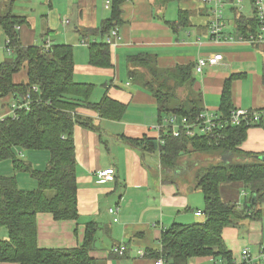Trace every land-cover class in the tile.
Wrapping results in <instances>:
<instances>
[{
	"label": "crops",
	"instance_id": "obj_1",
	"mask_svg": "<svg viewBox=\"0 0 264 264\" xmlns=\"http://www.w3.org/2000/svg\"><path fill=\"white\" fill-rule=\"evenodd\" d=\"M243 2L245 0H223L213 9V0L171 2L164 7L154 6L152 0H128L121 7L119 39H113L114 43L110 45L113 65L109 68L88 63V41L100 38H86L80 34L82 38H79L76 55L73 47L75 81L93 85L90 101L97 102L107 94L125 104L126 108L120 120L101 118L91 109H76V114L88 118L92 126L75 125L73 130L78 219L55 220L50 213H38L36 229L39 247L72 248L81 245L86 224L93 222L97 224V231L90 255L97 259L98 264H158L157 259L149 257L148 251L160 249L158 239L164 228L173 222L189 224L204 219L203 196L191 174L198 157L183 154L176 167L164 169L158 150L149 152L133 143L145 138L159 139L158 127L163 118L158 115L155 97L128 79L126 57L139 51H150L156 55L159 67L171 68L188 64L195 67L199 58L222 54L216 64L207 65L201 74L196 73L193 67L194 82L186 84L182 94L194 95L198 92L203 108L201 113L219 116L221 93L229 79L233 108L263 110L264 32L260 24L256 38L250 36L245 39L237 33L234 14L238 11L252 15L251 5H244ZM66 3L61 6L47 0V13L41 11L40 14V44L36 40L37 16L35 18L32 14V0H0V15L11 7L15 14L26 17V22L17 28L23 45H41L47 41L49 44H69L62 38L70 31L65 28L79 34L80 29L94 28L109 16L105 11L106 3H100V0H66ZM262 7L264 11V0ZM179 8L189 11V24L173 30L165 21H176ZM68 15L72 17L73 24ZM216 22L221 27L217 37L211 33ZM57 27L67 30L59 38ZM6 42L0 24V62L7 53L4 50ZM16 74L13 76L15 82L26 80V71L21 81L15 80ZM13 102L11 95L0 98V117L12 115ZM246 134L241 149L256 153L259 155L257 158L263 160L264 125H250ZM29 154L30 158L25 159L40 169L49 158L46 151H29ZM109 167L114 169L113 178L99 181L96 172ZM0 173L16 175L20 188L34 189L37 186L28 174L27 178H19L22 172L15 173L9 160L0 162ZM221 191L224 201L236 203L240 208L245 206L248 210L246 200L250 193L240 184H224ZM194 194L201 199L196 200ZM254 198L252 204L255 203ZM109 207H116L117 214L108 213ZM258 208V219L245 218L239 224L222 230V237L235 264H242L240 253L243 249L247 248L252 256L264 249V203ZM196 211L202 214L196 215ZM115 217L117 220H114ZM0 229V238L7 240V230L4 227ZM120 244L125 246L124 254H111V247ZM187 264H222V260L200 256L188 259Z\"/></svg>",
	"mask_w": 264,
	"mask_h": 264
},
{
	"label": "trees",
	"instance_id": "obj_2",
	"mask_svg": "<svg viewBox=\"0 0 264 264\" xmlns=\"http://www.w3.org/2000/svg\"><path fill=\"white\" fill-rule=\"evenodd\" d=\"M128 0H109V16L94 28L79 30L82 37L98 36L88 41V63L101 68L111 67L110 45L106 41L113 28L122 24V5ZM187 0H152L154 6L164 7L171 2ZM248 1L252 15L237 11L234 25L243 38H256L260 23L255 0ZM11 5V3H10ZM231 9L236 10L235 7ZM236 12V11H235ZM176 21H165L173 30L189 24L188 10L178 9ZM26 17L7 7L0 15V24L6 36L8 57L0 62V98L11 95L16 103L29 105L18 110L16 116L0 120V162L9 160L15 173H26L36 181V188L23 189L16 175L0 173V227L7 230L8 239L0 238V262L17 264H98L90 255L96 238L97 224H86L81 245L72 248H41L37 245L36 216L50 213L55 220H77V182L75 172V125L92 128L89 119L76 114L77 108L95 111L99 117L120 120L125 104L104 94L99 101H90L93 85L74 79L73 46L70 44L23 45L17 27ZM128 79L151 93L157 103L158 115L186 117L194 121L203 111L198 92L182 94L186 84L192 85L194 65H176L161 68L156 55L139 51L126 57ZM26 69V80L15 82L13 76ZM264 86V60L262 63ZM36 88V89H33ZM230 83L226 80L221 93L219 116L228 118L233 110ZM259 111H264L259 110ZM161 118V119H162ZM208 133L160 139L145 138L133 143L146 151L158 150L164 169L176 167L183 154L202 155L205 160L194 161L191 174L204 201V219L189 224L172 223L163 229L158 239L159 250H149V257L161 259L162 264H187L188 259L213 256L222 264H235L222 237V230L235 226L245 218H259L264 203V159L241 149L249 128L245 123L224 124ZM259 125H264L259 122ZM46 151V165L40 169L21 152ZM262 155V154H260ZM264 155V154H263ZM237 183L250 193L246 200L248 210L222 198L224 184ZM255 203L252 204V197ZM202 213V212H201ZM249 251V250H248ZM114 255V254H113Z\"/></svg>",
	"mask_w": 264,
	"mask_h": 264
},
{
	"label": "built area",
	"instance_id": "obj_3",
	"mask_svg": "<svg viewBox=\"0 0 264 264\" xmlns=\"http://www.w3.org/2000/svg\"><path fill=\"white\" fill-rule=\"evenodd\" d=\"M215 2V7L219 6L223 0H213ZM256 6H257V12L258 17L261 24V30L264 32V11L262 7L263 0H255ZM108 4V3H107ZM106 4V5H107ZM216 11L218 8L215 9ZM18 28V27H17ZM220 24L217 22L212 25L211 33L215 35L216 37L219 35L220 32ZM113 39H119V31L118 28H113L110 31V34L107 36L106 41L109 45H112L114 43ZM259 39H262L260 37ZM7 52L10 51V49H6ZM222 54H216L214 56H210L207 59L205 58H199L195 64L194 70L196 73L201 74L203 69L207 65H214L218 62L219 59H221ZM36 89V88H33ZM30 99L29 95L26 96V101L24 103H16L13 102L11 106V112L13 116H16L15 114L18 112V110L22 108H28ZM3 117H0V120ZM224 121V124H230V125H238L241 123H245L246 125H253V124H259V122H262L264 124V111H247L243 110L241 108H234L228 118H221L220 116H214L213 114L209 113H200L196 120L189 121L184 116L179 115H169L162 119L160 127H158L159 130V139L162 141L161 137L163 135H172L174 137H178L181 134H184L186 136H194L195 134H202V133H208L212 131L215 127H221L222 122ZM114 175V169L112 167L105 168V169H99L96 172V177L99 179V181H106L109 179H112ZM108 213L112 215L117 214V208L116 207H109L107 209ZM196 215H201L202 213L200 211L195 212ZM114 220H117L115 217ZM110 251L112 253L117 254H123L125 252V246L120 245H114L111 247ZM241 255V263L242 264H264V249L261 248L259 253L255 256H252L247 248L243 249L240 253ZM158 264H162V260H158Z\"/></svg>",
	"mask_w": 264,
	"mask_h": 264
},
{
	"label": "rangeland",
	"instance_id": "obj_4",
	"mask_svg": "<svg viewBox=\"0 0 264 264\" xmlns=\"http://www.w3.org/2000/svg\"><path fill=\"white\" fill-rule=\"evenodd\" d=\"M105 1H107V2H105ZM51 2L52 3H54V4H56V5H58V4H61V6H63L64 4H67L66 3V0H51ZM109 3V0H100V3ZM175 3V2H174ZM244 3V5H247V6H250V3L248 2V1H245V2H243ZM106 4H105V8H107L106 7ZM171 5H173V4H171ZM108 6V5H107ZM214 7H215V3H212V5H211V8H213L214 9ZM32 8H33V10H34V12L32 13L33 14V16H35V18H36V16H37V18H36V20H37V25H36V27H35V33H36V40H37V42H38V44H40L41 43V37H40V33H41V27H40V14L42 13L41 11H43L44 13H47V9H48V6H47V0H32ZM220 9H221V11H222V6L220 7ZM228 9H229V11H230V8L228 7ZM106 13L107 14H109V9L107 8L106 10ZM243 12H244V10H243ZM69 16V15H68ZM69 19H70V21H71V24H73V22H72V17H70L69 16ZM73 25H71V27H72ZM57 29H58V33H57V37L59 38V36H60V34L62 33V32H64V31H67V30H70V31H67V34H63L62 35V38L63 39H65V40H67L68 41V43L69 44H72L73 45V47H74V52H75V55L77 54V46H78V43L80 42L79 41V38L81 39L82 37L80 36V33L78 34L77 32H75V31H73L72 29H70V28H65V29H67V30H61V27L60 28H58L57 27ZM61 40V39H60ZM6 57H8V53H6V55H5V58ZM25 71H26V69H22L19 73H17L16 74V76H15V80L16 81H21V80H24V78H25ZM23 154H24V156L25 157H23ZM21 158H23V159H25V158H30V156H31V154H29V152H26V151H23L21 154ZM197 160L199 161V162H202V161H204L205 160V158L202 156V155H199L198 156V158H197ZM45 165V164H44ZM21 177H28V175L26 174V173H21V176L19 177V178H21ZM26 189H28L27 187H25ZM195 195V199L196 200H198V199H201L200 198V196L198 195V194H194ZM0 235H1V229H0ZM231 235V232L228 234V236H230ZM111 252V251H110ZM140 253V252H139ZM111 254H114V255H116V256H120V255H123V254H117V253H112L111 252ZM157 263H158V261H157Z\"/></svg>",
	"mask_w": 264,
	"mask_h": 264
},
{
	"label": "water",
	"instance_id": "obj_5",
	"mask_svg": "<svg viewBox=\"0 0 264 264\" xmlns=\"http://www.w3.org/2000/svg\"><path fill=\"white\" fill-rule=\"evenodd\" d=\"M262 158H264V157H262Z\"/></svg>",
	"mask_w": 264,
	"mask_h": 264
}]
</instances>
